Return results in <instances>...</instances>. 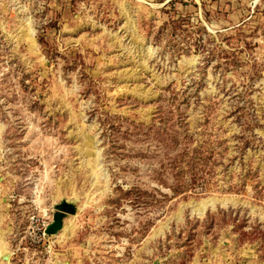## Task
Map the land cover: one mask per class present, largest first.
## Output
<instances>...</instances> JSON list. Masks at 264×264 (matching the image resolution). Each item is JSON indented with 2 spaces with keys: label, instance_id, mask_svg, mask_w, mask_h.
I'll list each match as a JSON object with an SVG mask.
<instances>
[{
  "label": "rangeland",
  "instance_id": "obj_1",
  "mask_svg": "<svg viewBox=\"0 0 264 264\" xmlns=\"http://www.w3.org/2000/svg\"><path fill=\"white\" fill-rule=\"evenodd\" d=\"M179 15L210 53L171 40ZM180 119L225 141L217 189L168 188L151 127ZM221 211L264 231V0H0V264H264Z\"/></svg>",
  "mask_w": 264,
  "mask_h": 264
},
{
  "label": "trees",
  "instance_id": "obj_2",
  "mask_svg": "<svg viewBox=\"0 0 264 264\" xmlns=\"http://www.w3.org/2000/svg\"><path fill=\"white\" fill-rule=\"evenodd\" d=\"M185 19H187V17L179 15L178 19H171L169 21L168 27H170L171 40L176 42V34L182 36V40L191 34L196 35L193 40V46H195L196 49H201L204 53H210L211 50L206 49L207 44L205 42L206 40H204V35L209 37L210 34L200 27L192 29V25L189 24V22H186ZM184 25L190 26L188 27L190 29L185 28L186 26L184 27ZM180 120L182 125L177 126L179 131H174L173 129V126H176L178 123L169 124L167 126L168 120L162 121V125H159V127L156 125H152L151 127L155 131L154 134L163 136L162 140L164 141V145L168 148V150L173 152L179 150L178 152L174 153L173 157L170 159V165L174 169L176 183L168 188L174 194H181L187 191H192L195 187L203 184L205 180H208L217 189V184L215 181V168L222 164V161L225 158L224 155L227 150L225 141L221 140L219 137H214L213 134H208L205 130V134L203 135L205 138L201 143L195 144L192 136L188 133L187 124L183 121L184 119ZM246 144H248L247 141H245V143H243V145L240 147L241 152H243L246 148ZM162 184L165 183L162 182ZM258 185L259 183L256 182L253 187L255 188ZM239 186L241 188L244 187L245 181H243ZM230 191L231 189H228L227 193ZM138 195L139 196H137V199H140V197L143 195H148L154 198L152 193L142 190L138 191ZM224 213L225 212L223 211L220 212V219H217L216 223H218L221 227L226 224V221L230 224H233V230L238 232V241L244 243L248 239H258V242H264V231H260L257 226H254L251 227V230L246 233L245 231L241 230L244 227V221L235 223L234 217H230V215L226 217ZM206 225L207 228L211 227L212 218H210V221Z\"/></svg>",
  "mask_w": 264,
  "mask_h": 264
},
{
  "label": "water",
  "instance_id": "obj_3",
  "mask_svg": "<svg viewBox=\"0 0 264 264\" xmlns=\"http://www.w3.org/2000/svg\"><path fill=\"white\" fill-rule=\"evenodd\" d=\"M73 207L72 203L66 201L57 205V210L53 213L52 221L45 228V234L55 235L58 233L62 229L65 213L72 211ZM8 258V255L3 256L4 260H8Z\"/></svg>",
  "mask_w": 264,
  "mask_h": 264
},
{
  "label": "built area",
  "instance_id": "obj_4",
  "mask_svg": "<svg viewBox=\"0 0 264 264\" xmlns=\"http://www.w3.org/2000/svg\"><path fill=\"white\" fill-rule=\"evenodd\" d=\"M31 222H35L36 223V230L37 232L35 233L36 235V238H32L30 239L32 242H36V244L42 242V240L45 238L46 234H45V228L46 226L49 224L48 222L47 223H43L41 221L38 222V218H35L34 216L31 217Z\"/></svg>",
  "mask_w": 264,
  "mask_h": 264
}]
</instances>
